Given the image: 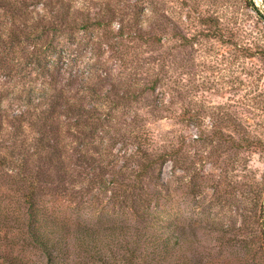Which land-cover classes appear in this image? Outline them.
Segmentation results:
<instances>
[{
  "label": "rangeland",
  "instance_id": "1",
  "mask_svg": "<svg viewBox=\"0 0 264 264\" xmlns=\"http://www.w3.org/2000/svg\"><path fill=\"white\" fill-rule=\"evenodd\" d=\"M251 3L148 0L142 35L152 42H124L129 64L136 70L137 62L145 64L136 82H156V89L139 96L131 87L139 100L116 113L94 164L102 170L94 178L85 170L63 179L57 193L71 229L128 227L117 239L100 230L107 264H132V231L150 223L136 215L156 208L187 241L183 253L164 264H196L192 250L198 241L212 245V229L255 227L259 216L264 221V24ZM143 153L167 157L138 182ZM21 233L13 222L0 227V264H45L39 249L22 244ZM69 252L76 262L92 264L77 243Z\"/></svg>",
  "mask_w": 264,
  "mask_h": 264
},
{
  "label": "trees",
  "instance_id": "2",
  "mask_svg": "<svg viewBox=\"0 0 264 264\" xmlns=\"http://www.w3.org/2000/svg\"><path fill=\"white\" fill-rule=\"evenodd\" d=\"M251 8L260 15L253 0ZM147 11L148 0H0V227L16 224L22 244L39 249L45 264H87L71 258L75 243L97 264L105 248L98 247L100 230L117 239L128 229H71L57 193L63 179L85 170L94 178L102 170L94 164L116 113L139 100L131 87L139 96L156 89V82H136L145 64L137 62L138 70L130 65L124 43L152 42L142 35ZM142 155L138 182L167 157ZM156 209L136 215L150 223L132 231V264H164L167 256L183 253L181 227ZM261 218L255 227L212 229L217 237L211 246L198 241L199 249L188 251L197 255L196 264H264Z\"/></svg>",
  "mask_w": 264,
  "mask_h": 264
},
{
  "label": "built area",
  "instance_id": "3",
  "mask_svg": "<svg viewBox=\"0 0 264 264\" xmlns=\"http://www.w3.org/2000/svg\"><path fill=\"white\" fill-rule=\"evenodd\" d=\"M254 6L260 11L262 15V21L264 24V0H253Z\"/></svg>",
  "mask_w": 264,
  "mask_h": 264
}]
</instances>
